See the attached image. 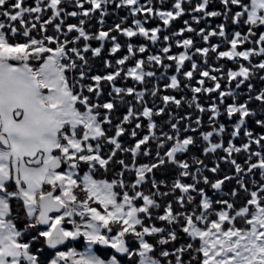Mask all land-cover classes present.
<instances>
[{
  "label": "snow or ice",
  "instance_id": "6c2138e0",
  "mask_svg": "<svg viewBox=\"0 0 264 264\" xmlns=\"http://www.w3.org/2000/svg\"><path fill=\"white\" fill-rule=\"evenodd\" d=\"M0 264H264V0H0Z\"/></svg>",
  "mask_w": 264,
  "mask_h": 264
},
{
  "label": "rangeland",
  "instance_id": "374dc122",
  "mask_svg": "<svg viewBox=\"0 0 264 264\" xmlns=\"http://www.w3.org/2000/svg\"><path fill=\"white\" fill-rule=\"evenodd\" d=\"M29 1H30V0H29ZM217 7H218V5H217ZM219 22H220L219 19L212 21L213 24H215V23H219Z\"/></svg>",
  "mask_w": 264,
  "mask_h": 264
},
{
  "label": "trees",
  "instance_id": "16d2710c",
  "mask_svg": "<svg viewBox=\"0 0 264 264\" xmlns=\"http://www.w3.org/2000/svg\"><path fill=\"white\" fill-rule=\"evenodd\" d=\"M30 2V1H29Z\"/></svg>",
  "mask_w": 264,
  "mask_h": 264
}]
</instances>
